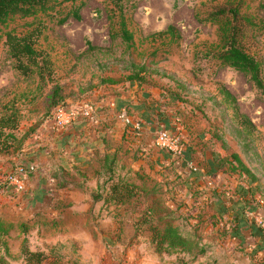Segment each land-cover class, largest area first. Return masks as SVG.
<instances>
[{"label":"rangeland","instance_id":"rangeland-1","mask_svg":"<svg viewBox=\"0 0 264 264\" xmlns=\"http://www.w3.org/2000/svg\"><path fill=\"white\" fill-rule=\"evenodd\" d=\"M47 4V10L27 16L10 15L0 22V102L13 103L24 120L30 118L23 122L25 128L29 121L35 125L54 114L55 107L47 106L51 85L40 84L35 72L23 76L17 71L4 38L8 30L25 32L41 21L45 27L36 47L46 51L52 60L68 101L91 96L102 84L126 81L130 63L144 66L145 72L140 71L141 82L146 85L147 92L152 94L153 87L160 96L163 105L160 110L192 146L193 162L199 165L200 161H205L206 152H215L224 161L222 171L235 176L226 178L225 183L224 176L214 174L205 186L212 184L219 188L220 199L222 194L236 193L233 188L238 185L236 181L251 186L253 192L257 189L264 194V92L248 74L221 63L214 55L222 46L221 22L227 20V16L221 15L217 20L211 17L218 8L237 5L239 14L250 20L239 19L238 40L260 61L264 80V0H49ZM168 25L173 26L171 32L166 31ZM123 28L130 34V40L122 37ZM223 89L229 91L235 101L226 97ZM235 110L244 114L253 127L241 126ZM23 129L17 130L16 135ZM36 131L33 132L37 134ZM10 151L15 154L16 149ZM231 154H236L255 176L254 181L231 159ZM14 166L12 164L9 169ZM3 167L0 158V168ZM145 174L146 177L140 176V182H146L145 189L149 192L154 176ZM156 189L155 194L149 192L147 198L141 197L139 202L130 201L116 207L124 212L125 223L121 228L126 230L121 247L109 248L110 253H119L117 264L127 260L125 249L130 244L134 247V250L131 248L134 255L136 248L143 249V254L147 258H156L157 264H183L184 260L188 264H234L231 257L236 255L232 244L236 239L232 238L235 234L228 231V228H235L233 218L224 220L215 215L212 225L208 226L204 220L191 218L189 211L177 210L178 207L171 204L176 201L167 183L157 185ZM21 196L5 195L13 202ZM153 198H159L157 210L152 217L144 218L141 212ZM19 203L15 202V206ZM168 208H176L172 216L163 215ZM158 213L165 217L159 218ZM41 220L48 228L53 227L50 223L54 225L51 218ZM165 221L175 225L189 240L196 241L197 247L191 244L193 247L188 252L165 240L166 250L158 252L162 256L158 257L150 232L137 231V225L140 222L142 228H147L155 222L163 226ZM7 222L3 224L10 228ZM23 222L12 228H28V223ZM199 228H222L223 231L213 234ZM116 234L112 233V238L121 239V234ZM22 238L15 234L11 246L7 250L0 249L1 264H24L20 250ZM24 238L23 241L33 244L30 238ZM224 240L227 242L223 243Z\"/></svg>","mask_w":264,"mask_h":264},{"label":"crops","instance_id":"crops-1","mask_svg":"<svg viewBox=\"0 0 264 264\" xmlns=\"http://www.w3.org/2000/svg\"><path fill=\"white\" fill-rule=\"evenodd\" d=\"M151 89L152 94L142 82L126 80L102 84L91 96L69 101L65 98V107L74 115L58 130L51 128L49 119L35 125L29 121L25 128L23 122L30 118L24 120L22 115L17 130L24 129L16 135L10 149H16L15 154L10 150L0 153L4 166L0 172L8 170L12 164H20L28 173L25 195L13 202L0 194V220H9L6 225L10 227L4 237L7 247L17 234L23 237L21 248L25 243L31 250L41 249L47 253L42 264H117L119 253L114 255L109 248L121 247L126 230L121 228L125 223L124 212L116 208L120 204L108 200L109 183L118 177L127 179V175L139 182L136 176L146 177L148 173L153 174L156 185L168 184L176 201L171 204L178 207L177 210L189 211L191 218L197 217L211 226L215 215L228 211L225 214L233 218L235 225L229 228L231 234H235L232 238L236 239L232 244L236 257L230 255L234 264H264V235L249 215L250 210L263 209V200L244 190L246 188L229 196L222 194L220 199L219 188L212 184L205 186L213 177H199L197 172H190L188 160L193 158L194 152L190 145L180 157L150 148L149 135L162 119V113L155 112L157 107L163 106L160 96L153 87ZM87 106L90 111L85 115L83 109ZM125 112L130 119L141 120V136L128 138L123 134ZM36 129L37 134L33 132ZM137 148L145 151L144 157L138 155ZM106 155L114 157L111 179L109 171L104 169ZM204 157L208 159L210 152ZM206 163L200 161L198 167L204 169L208 167ZM226 178L230 177L223 179L225 183ZM203 194L209 195V203L199 210L198 200ZM252 195L257 198L256 204L250 200ZM15 202L21 204L15 206ZM45 217L47 221L54 220V225L50 223L52 228L40 222ZM23 221L28 223V228H12ZM199 229L213 234L223 231L222 228ZM112 233H117L116 236L120 233L121 239H113ZM24 237L30 238L33 244L23 241ZM131 248L134 250L132 244L125 249V264L159 263L156 258H147L143 249L136 248L134 255Z\"/></svg>","mask_w":264,"mask_h":264},{"label":"trees","instance_id":"trees-1","mask_svg":"<svg viewBox=\"0 0 264 264\" xmlns=\"http://www.w3.org/2000/svg\"><path fill=\"white\" fill-rule=\"evenodd\" d=\"M49 0H0V22L4 21L7 17L10 15H21V16H27L32 15L36 13L37 11H44L48 8V2ZM227 12V13H225ZM225 15L227 16V20L222 21V46L214 52V55L220 59L221 63H224L226 65L232 66L235 69L241 70L249 75V78L253 81V83L260 88L261 91L264 92V80L262 78L261 74V64L260 61L251 53L246 51L240 44L238 40V35L240 32V29L238 28V21L239 19H244L246 22H249L250 20L245 17L241 16L239 14L238 6H230L228 8H218L214 12L211 13V17L213 19H219L217 17ZM229 15V16H228ZM45 25L40 21L36 24H34L29 30L21 33H17L14 31L8 30L5 33L4 43L7 46V50L9 55L13 59V67L23 76H28L31 73L35 72L38 78V82L40 84H49L50 86V93L48 95V107H56V106H64L66 105L65 95L62 91V85L58 82V76L57 72L53 66L52 60L50 59L49 55L46 51L40 50L36 47L37 40L39 36L42 33V30L44 29ZM173 30L172 25H168L166 27V31L171 32ZM121 35L125 40H130L131 36L128 33V31L123 28L121 31ZM145 67L141 65H137L135 63H130L129 72L126 75L127 80H134L137 79L139 82L142 80V74L141 72H145ZM141 71V72H140ZM224 94L226 97L231 99V101H235V98L232 96V94L223 89ZM156 108V107H155ZM162 113V119L160 122H158V126L155 128L154 131H152L149 135V147L150 148H156L159 151L162 152H168L171 156L180 157L185 150L188 148V143L182 134H179L177 131L178 127H175L168 121V116L166 113H164L162 110H160L159 107H157L155 113ZM127 112H125L126 114ZM236 119L238 123L243 126L244 128H250L253 127L252 122L242 113H239L237 110H235ZM20 111L19 109L13 104L8 102H0V153L7 152L10 150L15 143L16 137V130L19 127L20 124ZM141 125V120H137ZM127 125L125 124V128L123 130V134L128 138H135L139 137L142 134L141 126L140 129L132 134H128L126 132ZM175 127V128H174ZM164 128L170 132H174L179 135V143L182 146L181 154L175 155L172 152L168 151L165 148H159L156 147L153 144V136L155 132L158 129ZM60 129V128H59ZM58 130V129H55ZM138 155L141 157H144L145 151L137 148ZM220 155L215 152H210V157L206 159L207 162L206 165L208 167H205L204 169H200L198 165H196L193 160L190 158L188 162H191L193 166H189L190 172H197L196 175H199V177L208 178V176L211 178L212 175L215 174V176H224V177H232V179L235 177L233 175L226 174V172L222 171L221 165L223 164V160L220 159ZM231 159L235 160L237 162V165L240 166V169L246 173H248L251 177V180L254 181L255 176H253L248 168H246L242 162L239 160L236 154H231ZM114 157H108L105 156L104 160V169L109 171L110 175L109 178L111 179L114 176V173L112 171V164L114 162ZM222 158V157H221ZM225 173V174H224ZM140 176H144L143 174H140ZM139 175H137V179H140ZM126 178H117L113 179L109 183L108 188V200L113 201L116 204H120V206L123 204H128L130 201L139 202V198L145 197L147 198L149 192H156L157 191V185L156 183H153L152 188H148L149 192L145 189V181L137 182L135 181L132 176L127 175ZM236 181V180H235ZM238 185H234V189L237 192L238 190L242 192L244 190H248V192L257 194L258 196L263 200V209H257V211H264V194L259 191L252 190L251 186H245L244 182L236 181ZM258 185V184H257ZM216 187V186H213ZM212 187V188H213ZM250 187V188H249ZM154 188V189H153ZM212 188L210 187V191H212ZM257 188V186H256ZM28 192V190H27ZM154 192V194H155ZM217 192V191H216ZM1 194V193H0ZM6 195V194H3ZM25 195V194H22ZM204 197H200L198 200V209L201 210L204 208V206L209 203V195L203 194ZM210 196L214 197V194L210 193ZM253 198V195L250 197V200H253L254 202L257 200V198ZM253 198V199H252ZM159 199V198H157ZM156 198L152 199V202L149 203L144 210L141 212V214H144L145 217H152L153 214L157 210V206L159 205V201ZM207 202V203H206ZM256 204V202L254 203ZM175 208H168V210L163 212V215L169 214L175 212ZM228 211L220 212L218 213V217H221V219H226L227 215L225 214ZM165 213V214H164ZM162 213H158L159 218H163L165 216L161 215ZM226 215V216H224ZM140 217V216H139ZM142 217V218H143ZM229 217V216H228ZM139 220V219H138ZM140 221V220H139ZM252 221V220H251ZM143 222V221H142ZM145 222V221H144ZM253 222V221H252ZM138 223V222H137ZM255 225V223H253ZM137 231L142 230H148L150 232V239L152 244L154 245V250L156 252L163 253L166 250V246H164V241H168V243L172 246H177L179 248H182L184 250H187L188 252L191 251L192 245H195L197 247V242L192 240H189L187 237L182 235L177 227L171 223H168V221H165L164 225L161 226L159 224H156L155 222L152 224H149L147 228L141 225V223H138ZM258 227L257 225H255ZM229 229V228H228ZM8 228L7 226H4L3 222L0 220V249L3 248L4 250H7L6 241H5V234L7 232ZM260 230V229H259ZM230 231V229H229ZM262 233V232H261ZM168 238V239H167ZM191 241V242H189ZM21 254H22V260L24 264H42L45 258L47 257V253L44 250L41 249H35L31 250L28 248V246L23 243L21 248ZM2 263V258L0 256V264ZM188 263L184 260L183 264Z\"/></svg>","mask_w":264,"mask_h":264},{"label":"built area","instance_id":"built-area-1","mask_svg":"<svg viewBox=\"0 0 264 264\" xmlns=\"http://www.w3.org/2000/svg\"><path fill=\"white\" fill-rule=\"evenodd\" d=\"M89 106L83 109V113L88 115ZM74 115V112L64 106H56L54 114L51 116V128L59 129L66 124ZM124 124L127 125L126 132L132 134L140 129V123L137 120L130 119L127 114H124ZM153 144L159 148H165L175 155L181 154L182 146L179 143V135L170 132L164 128L158 129L153 136ZM190 166H193L189 162ZM28 175L24 167L20 164H15L14 167L0 172V193L1 194H24L28 190L27 185ZM249 215L255 225L258 226L264 235V211L250 210Z\"/></svg>","mask_w":264,"mask_h":264}]
</instances>
